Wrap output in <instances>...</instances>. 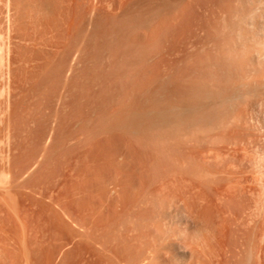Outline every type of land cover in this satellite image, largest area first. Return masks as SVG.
<instances>
[{
  "label": "rangeland",
  "instance_id": "1",
  "mask_svg": "<svg viewBox=\"0 0 264 264\" xmlns=\"http://www.w3.org/2000/svg\"><path fill=\"white\" fill-rule=\"evenodd\" d=\"M0 32V169L58 264H264V0H0Z\"/></svg>",
  "mask_w": 264,
  "mask_h": 264
},
{
  "label": "bare ground",
  "instance_id": "2",
  "mask_svg": "<svg viewBox=\"0 0 264 264\" xmlns=\"http://www.w3.org/2000/svg\"><path fill=\"white\" fill-rule=\"evenodd\" d=\"M6 35V34H5ZM8 38V37H7ZM4 40H6V39H4V37H2V34H1V32H0V62L2 63L3 62V60H5L6 59V56L4 57L3 55H2V53H5L4 51H3V49H4V47H3V44H4ZM6 42V41H5ZM6 45V44H5ZM4 45V46H5ZM3 47V48H2ZM6 54H8L7 52H6ZM5 58V59H4ZM8 61V60H7ZM6 61V62H7ZM1 63H0V65H1ZM11 65V64H10ZM2 66V65H1ZM0 66V67H1ZM2 68V67H1ZM2 70V69H1ZM0 70V71H1ZM3 71V70H2ZM5 71H6V69H5ZM7 72V71H6ZM1 73V72H0ZM3 73V72H2ZM2 77V76H1ZM6 77V76H5ZM7 84V83H6ZM7 86V85H6ZM0 90H1V88H0ZM7 93V92H6ZM189 105H191V104H189ZM193 105V104H192ZM170 106V105H169ZM172 106V105H171ZM170 106V107H171ZM180 106V105H179ZM181 106H182V104H181ZM184 106V105H183ZM188 106V105H187ZM168 107V106H167ZM166 107V108H167ZM172 107H174V106H172ZM193 107V106H192ZM165 108V109H166ZM178 108V107H177ZM177 108H176V110H177ZM174 109V108H173ZM186 109H188L187 107H186ZM163 110V109H162ZM162 110H160V112L162 111ZM169 110V109H168ZM159 112V111H158ZM159 112V113H160ZM168 112V111H167ZM166 113V112H165ZM162 114V113H161ZM164 114V113H163ZM170 114V113H169ZM166 115V114H165ZM164 115V116H165ZM11 167V166H10ZM11 171H12V169H11ZM12 175V174H11ZM14 182H12L11 181V179L9 178V175H8V171L6 172L4 169H0V208H2L1 210H0V212L3 210V212H5L6 214H7V211H8V215H7V218H8V221H7V218H5V216H4V218L1 216L0 218H3V219H5L6 221H0L1 222V224H4V223H2V222H9V219L10 220H12V221H10L9 223H11L12 222V224H13V222H14V224H15V221L18 223V221H20L19 219H22L23 220V222H22V220L20 221V226L22 225L21 223H23V225L24 224H26V222L29 220V218L30 217H28V220L25 222V220L27 219V218H25L27 215H29V213H27L28 211H30V212H32V209H33V211H36V209H39L40 208V206H42L41 208H40V211H41V209L44 207V205H46L45 207H46V209H47V207L49 206V208H50V205H51V209H55V205H54V203H51V201L53 200L54 201V198L51 200L50 199V201H49V205L46 203V204H44L45 202L44 201H46V200H42V199H44V198H41L40 196V198H36L35 196H31V194H29V195H26V193L25 194H23V193H21V196H20V194H19V191H18V196L16 195V194H14L13 193V191H15L14 190V187L15 186H13L12 184H13ZM55 189V188H54ZM53 189V190H54ZM23 190V189H22ZM32 191V190H31ZM48 191V190H47ZM56 191V190H55ZM27 192V191H26ZM46 193V192H45ZM51 193V192H50ZM53 193H54V191H53ZM38 195H39V192L37 193ZM41 194V193H40ZM59 193H57V195H58ZM43 195H44V193H43ZM43 195H42V197H43ZM53 195H55V194H53ZM52 196V195H51ZM44 197H46V194H45V196ZM48 197H49V195H48ZM48 197H46L47 199H48ZM60 197H62V196H60ZM65 197V196H64ZM69 197V196H68ZM45 198V199H46ZM50 198V197H49ZM59 198V197H58ZM67 198V197H66ZM60 199V198H59ZM70 199V198H69ZM58 200V199H57ZM57 200H55L56 202H57ZM67 200V199H66ZM55 202V203H56ZM60 202V201H59ZM63 202V201H62ZM70 203V202H69ZM61 203H59V206H61L60 205ZM57 205H58V203H57ZM56 205V206H57ZM71 205V204H70ZM35 206V207H34ZM39 206V207H38ZM58 206V207H59ZM69 206V205H68ZM36 208L35 210H34V208ZM59 208H61V207H59ZM63 208H64V205H63ZM4 209H6L5 211H4ZM31 209V210H30ZM46 209H45V211L44 212H46L47 213V211H46ZM50 209V210H51ZM43 210V209H42ZM24 211V213H22ZM38 211V210H37ZM52 212V215H54L53 214V212H55L54 210H51ZM58 211V210H57ZM56 211V213H58ZM2 212V213H3ZM43 212V213H44ZM69 212V211H68ZM23 215H25V217L23 216V217H21L22 216V214ZM26 213H27V215H26ZM36 212H34V214H35ZM51 213H50V215H51ZM55 213V214H56ZM31 214V213H30ZM34 214H32V215H34ZM36 214H39V212L38 213H36ZM45 214V213H44ZM47 214H49V212L47 213ZM46 215V214H45ZM50 215H48V216H50ZM50 216V219H52V220H50L48 217V219L50 220V223H52L53 224V222H55V221H53V220H56V219H54V218H51V217H53V216ZM35 216V215H34ZM34 216H32V217H34ZM37 216H39V218H41L40 216H42V214L40 215H37ZM36 216V217H37ZM47 216V215H46ZM66 216H68V214H66ZM65 216V217H66ZM43 217H45L44 215H43ZM42 217V218H43ZM57 217V219H58V216H56ZM69 217V216H68ZM17 218H19V219H17ZM70 218H71V216H70ZM18 221H17V220ZM25 219V220H24ZM30 219H34V220H36V219H38V217L35 219V218H30ZM46 219V218H45ZM60 219V218H59ZM58 219V220H59ZM65 219V218H64ZM63 219V220H64ZM15 220V221H14ZM34 220H32L33 222H34ZM41 220H43V219H41ZM49 220H47L48 222H49ZM61 221H62V218L60 219ZM66 220V219H65ZM71 220V219H70ZM31 220H29L28 221V223L30 224L31 222H30ZM44 221H46V220H44ZM52 221V222H51ZM57 221V220H56ZM32 222V223H33ZM39 222V223H38ZM37 222V224L39 225L40 224V222L41 221H38ZM58 223L60 222V221H57ZM64 222H66V221H64ZM64 222H61V223H64ZM27 223V225H29ZM31 223V224H32ZM50 223H47V224H50ZM61 223H59L60 225H61ZM14 224L12 225V227L14 228H12L11 226H9V228H11V229H13V230H11L13 233H11L12 235L15 233V232H20L19 231V229H20V227L18 226V224L16 225V226H14ZM51 224V227L52 228H50L49 226L50 225H48L47 227L48 228H50V233H51V235H50V233L49 232H46L48 229L44 226V229L46 228V230H44L43 229V231H45V232H43V231H40V232H43V233H45V234H47L48 233V235H50V236H52V238H50V236H45L46 237V239H45V237H44V235L45 234H39V231L37 230V228H38V225H36V223L34 224V225H32L31 226V228H30V225H29V227H27L26 225H24V227H22L21 229H23L21 232L22 233H24V234H22L24 237H22L21 236V234L20 233H18L19 234V236L17 235V233H15L14 235L15 236H13V237H15V240L16 239H20V241L21 240H23L24 239V241L22 242L21 241V243L18 241V240H16V242H15V240L13 239V237H12V235L10 236V239H12V240H10V241H12V244H13V241H14V244L13 245H15V246H13L11 243V245L10 246H8L9 245V240L8 239H6L7 237H8V235L6 236L5 235V233L3 234L2 232L3 231H9L8 229H6V228H8V225H7V223L6 224H4L5 226L7 225V227H3L4 229H6V230H3L2 228H1V226H0V260H2V258L3 257H7L5 260H8V258L9 257H11L12 255L14 256V258H13V256L11 257V258H13V260L15 261V259H16V261H15V263L16 264H20V263H18L17 262V256H16V254H15V251H13V252H11V246H13V248H12V250H14V249H16V248H23L22 249V251L24 250V252H22V253H25V255L23 254V256H25L24 258H25V262H23L24 264H36L35 262V260L36 259H38V261H39V258H40V253H41V251L42 252H44L43 250H41V249H44L43 248V246H45L44 244H48V241H47V239H48V237H49V245H47V247L48 248H46V246H45V254L44 253H42L43 255H45V258H44V260L45 261H43V258L42 259H40V260H42L43 262H44V264H58L57 262H58V259L59 258H61V259H64V261L67 259V255H69L70 253H69V251L70 252H72L73 250V248L71 249L70 247H69V245H72L71 244V240L73 239V237H72V239L70 238L71 236L69 235H66V236H68V238L66 237V236H64V234H63V237H64V239H63V237H62V239H61V237H59V239H61V240H63V241H60L59 239H57V233L55 232V231H53V230H55L56 228V226L58 225L57 223H55V224H57L56 226H55V224H53L55 227H53V225ZM70 224V223H69ZM69 224H64V225H69ZM72 224V223H71ZM71 224L69 225V226H71ZM9 225H11V224H9ZM37 226V228L35 227L34 228V226ZM42 225V224H41ZM18 226V227H17ZM26 226V227H25ZM62 226H63V224H62ZM15 227H16V229H15ZM57 227H59V225L57 226ZM67 227V226H66ZM36 230V231H34V229ZM41 228V227H40ZM40 228H38V229H40ZM54 228V229H53ZM60 228H61V226H60ZM63 228V227H62ZM72 228V227H71ZM20 229V230H21ZM25 229H26V231H25ZM31 229V230H30ZM51 229H52V231H53V233L51 232ZM59 229V228H58ZM64 229V228H63ZM62 229V230H63ZM67 229H68V227H67ZM70 229V228H69ZM16 230V231H15ZM41 230H42V228H41ZM61 230V229H60ZM11 231H9V232H11ZM24 231V232H23ZM32 232V235L31 234H29V233H31ZM33 231H34V233H33ZM49 231V230H48ZM70 231H72V230H70ZM60 232V231H59ZM56 234V235H52V234ZM63 233V232H62ZM62 233H60V234H62ZM67 233V231H65V234ZM69 233V232H68ZM67 233V234H68ZM72 234H73V232H71ZM7 234V233H6ZM9 234V233H8ZM4 235L6 236V237H4ZM30 235H31V237H32V239H34V240H29L30 239ZM43 235V236H42ZM21 236V237H20ZM73 236V235H72ZM27 237H28V239H27ZM44 237V238H43ZM53 237H54V241L52 240L53 239ZM55 237H56V239H55ZM65 237H66V239H65ZM26 239L28 240V242H25L26 241ZM47 241L46 243H45V240ZM5 240H7V241H5ZM59 240V241H58ZM17 241H18V243H20L21 244V246L23 245V244H25V245H27L30 241H32L33 243H29V245H27V248H26V246H25V249H24V246H22V247H18L17 245H18V243H17ZM16 243V244H15ZM57 243H59V244H57ZM74 243V242H73ZM20 244H19V246H20ZM33 244V249H32V247H31V245ZM17 246V247H16ZM31 247V248H29V247ZM50 246H51V249L52 250H50L49 248H50ZM10 247V248H9ZM16 247V248H15ZM75 248V247H74ZM17 249V251H19L20 252V254H21V250L19 249L18 250ZM33 251H32V250ZM48 251H47V250ZM72 251H71V250ZM16 251V252H17ZM38 251V253H37V255H39V257L37 256V255H34V254H36V252ZM18 252V253H19ZM34 252V253H33ZM11 253H13V254H11ZM32 253H33V255H32ZM69 253V254H68ZM15 254V255H14ZM41 254V255H42ZM72 254V253H71ZM5 255H7V256H5ZM9 255H11V256H9ZM42 255V256H43ZM36 256V257H35ZM41 256V257H42ZM2 257V258H1ZM16 257V258H15ZM19 257V256H18ZM36 259H35V258ZM72 257V256H71ZM70 257V258H71ZM11 258L9 259V264H14V261L13 260H11ZM4 259V258H3ZM35 259V260H34ZM69 259V258H68ZM82 259V258H81ZM5 260H3L2 262L0 261V263L1 264H7L8 262L7 261H5ZM19 260H21V258L19 259ZM23 260V259H22ZM22 260H21V264H22ZM60 260V259H59ZM10 261H12L11 263H10ZM37 261V262H38ZM72 261V260H71ZM80 261V260H79ZM3 262H6V263H3ZM60 262V261H59ZM40 263V262H39ZM38 263V264H39ZM78 263V262H77ZM42 264V263H41ZM61 264H62V262H61ZM82 264V263H81Z\"/></svg>",
  "mask_w": 264,
  "mask_h": 264
},
{
  "label": "clouds",
  "instance_id": "3",
  "mask_svg": "<svg viewBox=\"0 0 264 264\" xmlns=\"http://www.w3.org/2000/svg\"><path fill=\"white\" fill-rule=\"evenodd\" d=\"M181 235L183 236L184 241L186 240L193 245H198L203 239V230L202 228L198 227V230L192 235H188L187 233H182ZM184 247H185V244H184ZM186 249L189 250L188 248Z\"/></svg>",
  "mask_w": 264,
  "mask_h": 264
}]
</instances>
